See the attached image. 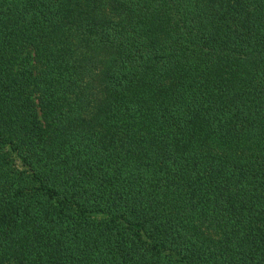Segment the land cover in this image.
<instances>
[{"label":"trees","instance_id":"obj_1","mask_svg":"<svg viewBox=\"0 0 264 264\" xmlns=\"http://www.w3.org/2000/svg\"><path fill=\"white\" fill-rule=\"evenodd\" d=\"M0 264H264V0H0Z\"/></svg>","mask_w":264,"mask_h":264}]
</instances>
